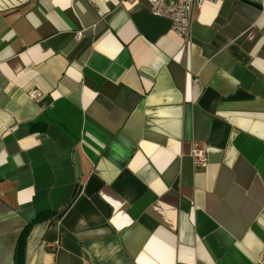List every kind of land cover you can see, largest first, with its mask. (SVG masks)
Wrapping results in <instances>:
<instances>
[{
    "label": "crops",
    "instance_id": "obj_1",
    "mask_svg": "<svg viewBox=\"0 0 264 264\" xmlns=\"http://www.w3.org/2000/svg\"><path fill=\"white\" fill-rule=\"evenodd\" d=\"M43 212L24 264H257L259 4L206 1L185 39L143 0H0V264Z\"/></svg>",
    "mask_w": 264,
    "mask_h": 264
},
{
    "label": "built area",
    "instance_id": "obj_2",
    "mask_svg": "<svg viewBox=\"0 0 264 264\" xmlns=\"http://www.w3.org/2000/svg\"><path fill=\"white\" fill-rule=\"evenodd\" d=\"M128 4H133L141 0H119ZM148 5L150 12L156 16L166 17L171 21V29L178 35L189 38L190 24L195 9L199 8L206 1L217 0H143ZM250 3H258L261 10L264 11V0H244ZM81 35L77 32V37ZM28 96L32 100H37L41 92L37 89H31ZM191 157L196 168L206 167L208 160L206 150L202 146L193 143L191 147ZM54 245V244H53ZM257 264H264V255L260 256Z\"/></svg>",
    "mask_w": 264,
    "mask_h": 264
},
{
    "label": "trees",
    "instance_id": "obj_3",
    "mask_svg": "<svg viewBox=\"0 0 264 264\" xmlns=\"http://www.w3.org/2000/svg\"><path fill=\"white\" fill-rule=\"evenodd\" d=\"M52 216L53 215H51V212L39 213L23 228L16 244L14 253V264H24L25 237L30 225L43 219H50Z\"/></svg>",
    "mask_w": 264,
    "mask_h": 264
}]
</instances>
